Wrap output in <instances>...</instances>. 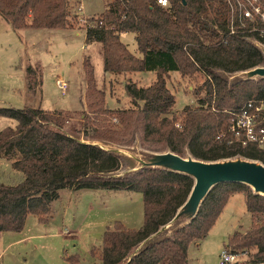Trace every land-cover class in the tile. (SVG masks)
Returning <instances> with one entry per match:
<instances>
[{"label":"trees","instance_id":"trees-1","mask_svg":"<svg viewBox=\"0 0 264 264\" xmlns=\"http://www.w3.org/2000/svg\"><path fill=\"white\" fill-rule=\"evenodd\" d=\"M73 13L69 0H0V20L16 33L29 28L65 30L77 17ZM231 19L228 4L219 0H169L168 7L155 0H109L104 13L88 18L86 41L101 46L106 74L151 72L158 79L146 88L126 85L133 103L130 110L104 108V100L90 103L91 111L111 118H89L86 111L0 107V118L16 122L15 128L0 131V159L11 161L24 175L19 184H0V235L21 232L31 215L46 222L63 190L136 191L143 196L144 223L139 229L122 222L110 226L99 250L101 264H189L191 245L206 238L230 198L242 192L251 227L233 233L225 249L253 250L248 264H264V197L244 185L214 187L192 222L138 250L184 205L193 179L152 168L118 177L128 160L80 142L83 138L131 146L140 129L142 147L149 151L168 150L181 157L188 152L201 161L242 157L264 164V147L247 142L233 123L247 110L256 115L257 130H264V79L230 82L226 77L264 66V55L252 43L256 33L247 29L231 34ZM123 33L134 35L140 57L121 41ZM85 65L93 87L96 79L89 58ZM39 69L25 67L33 93L40 90ZM172 73L197 83L203 79L192 87L190 103L180 112L167 86ZM66 261L79 264L81 257L76 254Z\"/></svg>","mask_w":264,"mask_h":264},{"label":"rangeland","instance_id":"rangeland-1","mask_svg":"<svg viewBox=\"0 0 264 264\" xmlns=\"http://www.w3.org/2000/svg\"><path fill=\"white\" fill-rule=\"evenodd\" d=\"M108 1L69 0L71 10L77 17H73L71 27L65 30L29 28L16 33L9 24L0 20V107H36L47 112L86 111L89 118H111L109 114L91 111L90 103L97 104L101 100H104V108L132 109L133 103L127 94L126 85L146 88L158 79V75L151 72L120 75L104 72L101 46L87 43L85 29L88 18L104 13ZM121 41L134 55L141 56L133 34L123 33ZM87 58L92 62L96 79L93 87L89 85L87 76ZM28 65H36L41 71V86L36 93L28 88L25 72ZM58 80L67 84L64 94L57 85ZM166 80L168 88L176 95L178 112L190 103L192 87L203 82L201 78L198 83L192 82L180 73H172ZM98 92H104V95ZM80 116L75 115V118ZM79 120L76 119L77 122ZM113 122L117 123V120ZM8 127L15 128L16 122L0 118V131ZM141 136L142 131L138 129L131 146L106 141L98 143L102 146L117 145L135 151H149L142 147ZM164 152L168 150L159 153ZM130 166L131 161H126L121 173L129 170ZM23 180V173L15 171L11 161L0 159V184L16 185ZM244 197L242 192L233 195L206 238L198 245H191L189 264H220L221 254L231 235L250 229L251 218ZM116 222H122L132 229L142 227L144 204L141 193L98 189L63 190L53 202L51 216L46 222L31 215L21 232L0 235V264H68L67 257L76 254L81 257L79 264H101L99 250L104 233ZM239 253H247L242 259L244 264H248L249 256L254 251Z\"/></svg>","mask_w":264,"mask_h":264},{"label":"water","instance_id":"water-1","mask_svg":"<svg viewBox=\"0 0 264 264\" xmlns=\"http://www.w3.org/2000/svg\"><path fill=\"white\" fill-rule=\"evenodd\" d=\"M183 2L185 4V0ZM252 43L264 55V46L255 40ZM226 77L229 81L233 80L234 82L264 79V66ZM80 142L95 145L131 161L129 170L125 173H118V177L133 175L152 168L186 175L193 179V188L184 205L168 224L161 227L156 234L141 244L138 250L147 244L171 237L177 230L192 222L212 189L218 185H244L249 187L255 195L264 197V164L259 161L242 157L220 161H201L194 159L189 153L187 157H181L171 151L164 153L135 151L132 148L117 145L102 146L98 141L80 140ZM157 238L160 239L157 240Z\"/></svg>","mask_w":264,"mask_h":264},{"label":"built area","instance_id":"built-area-1","mask_svg":"<svg viewBox=\"0 0 264 264\" xmlns=\"http://www.w3.org/2000/svg\"><path fill=\"white\" fill-rule=\"evenodd\" d=\"M162 7L169 6V0H155ZM225 1L232 14L231 34H236L240 30H249L257 34L255 40L264 46V0H219ZM58 87L63 90L67 89V84L61 80L57 81ZM259 110V109H257ZM234 127L237 131L244 133L247 142L258 144L264 147V130H257L256 115L250 114L243 110L235 119ZM247 253H236L224 250L221 254L220 264H244L242 257Z\"/></svg>","mask_w":264,"mask_h":264}]
</instances>
